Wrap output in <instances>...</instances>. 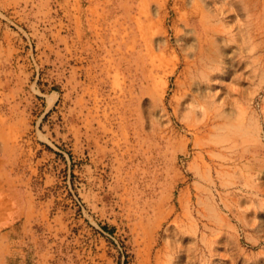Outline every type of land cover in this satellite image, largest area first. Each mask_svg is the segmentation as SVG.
I'll return each instance as SVG.
<instances>
[{
	"label": "rangeland",
	"instance_id": "374dc122",
	"mask_svg": "<svg viewBox=\"0 0 264 264\" xmlns=\"http://www.w3.org/2000/svg\"><path fill=\"white\" fill-rule=\"evenodd\" d=\"M0 264H264V0H0Z\"/></svg>",
	"mask_w": 264,
	"mask_h": 264
}]
</instances>
